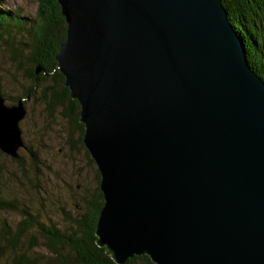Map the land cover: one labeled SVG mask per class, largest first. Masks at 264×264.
Listing matches in <instances>:
<instances>
[{"label":"water","instance_id":"1","mask_svg":"<svg viewBox=\"0 0 264 264\" xmlns=\"http://www.w3.org/2000/svg\"><path fill=\"white\" fill-rule=\"evenodd\" d=\"M57 3L56 70L100 177L97 246L114 264H264V83L221 0ZM25 116L0 95V151L17 160Z\"/></svg>","mask_w":264,"mask_h":264},{"label":"trees","instance_id":"2","mask_svg":"<svg viewBox=\"0 0 264 264\" xmlns=\"http://www.w3.org/2000/svg\"><path fill=\"white\" fill-rule=\"evenodd\" d=\"M35 2V16L29 22L15 12L0 9V35L18 36L17 47L12 49V59L26 79L31 81L24 98L19 100L25 109V103L33 96L44 105L48 115H59L74 127L78 133L76 143L84 148V127L79 122V105L70 98L68 89L63 85L64 78L56 70L55 55L66 36L60 6L57 0ZM221 4L227 12L229 24L243 42L247 64L264 83V0H221ZM28 152L34 156L30 148ZM85 156L93 163L86 150ZM13 160L21 164V161ZM99 179L96 171L97 187L93 194L82 201L84 212L71 218L66 215L68 226L63 230L43 223L27 212L21 214L13 236L8 234L5 224L1 225V235L8 236L6 248L19 249L10 264H114L104 248L96 244L95 230L103 207ZM9 209L16 207L12 202L0 201V210ZM39 248L46 250L45 257L35 252ZM2 256L3 250L0 248ZM125 264L152 262L146 256H134Z\"/></svg>","mask_w":264,"mask_h":264},{"label":"rangeland","instance_id":"3","mask_svg":"<svg viewBox=\"0 0 264 264\" xmlns=\"http://www.w3.org/2000/svg\"><path fill=\"white\" fill-rule=\"evenodd\" d=\"M36 8L35 0H0L1 10L15 12L28 22L34 18ZM16 37L0 35V95L7 106L24 98L31 85L12 59ZM25 109L26 116L19 123L23 144L17 147L21 164L0 152V201L12 202L16 207L0 210V230L5 224L11 236L23 212L65 229L66 215L71 218L84 212L82 201L97 187L96 167L88 161L84 148L77 145L78 133L74 127L57 114L48 115L44 105L33 96L25 103ZM7 237L0 231L3 250L0 264H10L19 252L18 247L6 248ZM35 252L47 255L43 248Z\"/></svg>","mask_w":264,"mask_h":264},{"label":"bare ground","instance_id":"4","mask_svg":"<svg viewBox=\"0 0 264 264\" xmlns=\"http://www.w3.org/2000/svg\"><path fill=\"white\" fill-rule=\"evenodd\" d=\"M7 106V105H6ZM20 133H21V130H20ZM21 139H22V136H21Z\"/></svg>","mask_w":264,"mask_h":264}]
</instances>
